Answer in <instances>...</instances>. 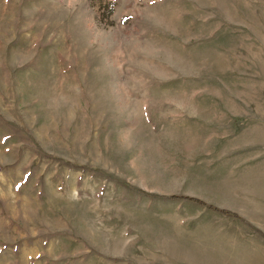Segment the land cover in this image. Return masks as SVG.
<instances>
[{
  "label": "rangeland",
  "instance_id": "obj_1",
  "mask_svg": "<svg viewBox=\"0 0 264 264\" xmlns=\"http://www.w3.org/2000/svg\"><path fill=\"white\" fill-rule=\"evenodd\" d=\"M0 264H264V0H0Z\"/></svg>",
  "mask_w": 264,
  "mask_h": 264
},
{
  "label": "trees",
  "instance_id": "obj_2",
  "mask_svg": "<svg viewBox=\"0 0 264 264\" xmlns=\"http://www.w3.org/2000/svg\"><path fill=\"white\" fill-rule=\"evenodd\" d=\"M189 199H190V198H189ZM221 212H223V213H225V212L228 213L229 211L221 210Z\"/></svg>",
  "mask_w": 264,
  "mask_h": 264
}]
</instances>
